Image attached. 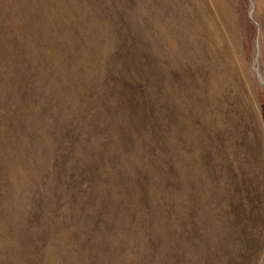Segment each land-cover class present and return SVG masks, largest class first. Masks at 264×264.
Listing matches in <instances>:
<instances>
[{
	"label": "rangeland",
	"instance_id": "374dc122",
	"mask_svg": "<svg viewBox=\"0 0 264 264\" xmlns=\"http://www.w3.org/2000/svg\"><path fill=\"white\" fill-rule=\"evenodd\" d=\"M0 264H264V0H0Z\"/></svg>",
	"mask_w": 264,
	"mask_h": 264
}]
</instances>
